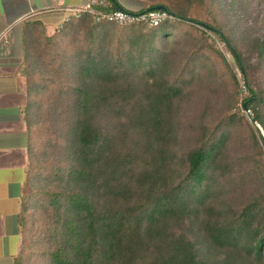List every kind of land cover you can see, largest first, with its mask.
I'll list each match as a JSON object with an SVG mask.
<instances>
[{"label":"trees","instance_id":"16d2710c","mask_svg":"<svg viewBox=\"0 0 264 264\" xmlns=\"http://www.w3.org/2000/svg\"><path fill=\"white\" fill-rule=\"evenodd\" d=\"M91 2L100 15L172 18L118 25L86 11L52 37L40 23L25 25L30 163L16 264L32 259L35 244L41 264H264V91L250 84L251 67L233 36L218 20L189 18L207 0H151L139 12L119 0ZM196 25L224 45L234 66ZM30 37L41 47L30 46ZM248 49L264 70V39ZM204 83L227 84L232 104L194 129L193 146L177 151L184 134L178 102ZM46 86L66 97V160L41 172L32 136L50 107L41 95ZM239 138L249 151L232 158ZM37 173L44 183L32 179Z\"/></svg>","mask_w":264,"mask_h":264},{"label":"rangeland","instance_id":"374dc122","mask_svg":"<svg viewBox=\"0 0 264 264\" xmlns=\"http://www.w3.org/2000/svg\"><path fill=\"white\" fill-rule=\"evenodd\" d=\"M119 2L123 7L133 12H139L152 4L151 0H119ZM73 14L75 15L77 13ZM189 18L208 25H213L214 20H218L224 28L231 33L236 45L244 53L247 63L251 67L248 71L250 84L254 89H261L264 91V70L255 68L257 63L256 54L248 49L255 40L264 39V0H207V2H203L200 6L193 7L190 11ZM143 23L146 27H152L149 23ZM196 27L207 34L209 42H215V47L222 51L230 64L234 66L232 57L225 50L224 45L204 27L199 25H196ZM196 39L197 38L194 37L192 41L196 42ZM34 41L35 39L30 37V46H37L40 48L41 45H37L36 43L34 45ZM180 57L181 53L179 52L177 59ZM49 58V56H46L47 62H50ZM38 65L45 71L43 73L53 74V71L46 67V62L45 64L38 62ZM25 67L29 70L33 68L30 59ZM203 85L204 86L195 85V88L178 102L177 111L181 119L180 124L184 134L183 137L178 140V144H176L177 151L183 150L190 145L193 146L192 132L194 129L197 128L201 122H212L216 120L226 111L228 106L232 104V92L227 84L214 83L209 86L204 83ZM56 89L57 88L54 86L49 88L46 86L43 90L41 94L43 95L42 100H47L50 103V107L46 108L44 106V109L48 110L47 117L39 121L35 119L38 121V126L35 131L36 134L32 136V147L41 172L43 171L42 168L46 170V168L54 166L55 162L64 164L66 160V151L64 149V113L67 112L68 109L65 107L66 97H64L63 91L56 92ZM237 105L240 107V104ZM40 108H42V106H40ZM242 113L245 114L246 117L249 115L247 111H243ZM261 133L264 135L263 131H261ZM262 150L264 151V148ZM248 151V147L242 139L239 138V141L236 143L231 141L230 155L232 158L239 159ZM43 178V176L41 177L40 174L37 173V177L34 175L32 179L36 182L43 180L44 183L46 179L44 180ZM240 198L241 196L238 198V201ZM232 200L234 202L237 201V196H233ZM30 205L33 211L32 213L29 212V214H35V210L39 205L34 204V201H31ZM43 209L45 208L43 207L41 210ZM37 226L41 225L34 222V227L36 228ZM43 239L41 240L43 241ZM41 244L42 243L39 245ZM35 246L36 247H33L35 253L27 264H32L36 261L37 256L38 264L43 262V259L39 257L41 254V247H38L37 244H35Z\"/></svg>","mask_w":264,"mask_h":264},{"label":"crops","instance_id":"0c3cea01","mask_svg":"<svg viewBox=\"0 0 264 264\" xmlns=\"http://www.w3.org/2000/svg\"><path fill=\"white\" fill-rule=\"evenodd\" d=\"M90 1L0 0V264H16L21 251L19 216L30 163L23 30L40 23L52 37L74 15L69 9Z\"/></svg>","mask_w":264,"mask_h":264},{"label":"built area","instance_id":"2783aa9c","mask_svg":"<svg viewBox=\"0 0 264 264\" xmlns=\"http://www.w3.org/2000/svg\"><path fill=\"white\" fill-rule=\"evenodd\" d=\"M94 2L89 3L88 5L83 6L82 8H75V9H69V11H72L73 13H77L75 15H78L82 12H89L92 14L97 15L98 17L101 16V18H106L107 20H110L118 25H127L132 23H149L150 25H156L160 21L172 18L171 16L165 14V13H158V12H146L143 14H132L127 13L123 11H116L110 15H100L92 6Z\"/></svg>","mask_w":264,"mask_h":264},{"label":"water","instance_id":"95a60500","mask_svg":"<svg viewBox=\"0 0 264 264\" xmlns=\"http://www.w3.org/2000/svg\"><path fill=\"white\" fill-rule=\"evenodd\" d=\"M157 9H158V10H163V8H162V7H157Z\"/></svg>","mask_w":264,"mask_h":264}]
</instances>
